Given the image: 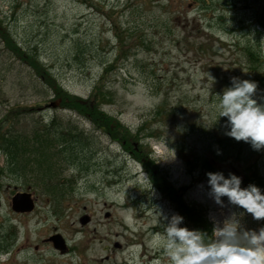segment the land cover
<instances>
[{"label": "rangeland", "instance_id": "374dc122", "mask_svg": "<svg viewBox=\"0 0 264 264\" xmlns=\"http://www.w3.org/2000/svg\"><path fill=\"white\" fill-rule=\"evenodd\" d=\"M259 1L0 0L4 128L22 134L52 122L42 149L48 172L37 163L10 172L0 149V264H171L157 241L164 231L157 216L181 212L153 178L166 181L180 205L202 213L211 231L214 220L241 211L226 197L223 206L213 201L206 173L231 171L244 186L247 163L239 152L255 149L243 140L237 154L223 149L226 117L214 122L216 93L230 77L256 72L245 48L249 41L260 46L252 22L263 11ZM208 73L215 77L210 90ZM55 84L70 100L96 104L109 121L99 124L63 104ZM256 95L264 99V84ZM170 148L175 156L163 159ZM262 155L264 148L248 163L264 179ZM24 191L34 207L17 213L10 199ZM182 223L201 230L184 217ZM242 223L258 228L264 219L245 213ZM202 228L208 233L207 224ZM55 233L66 243L63 252L46 240Z\"/></svg>", "mask_w": 264, "mask_h": 264}, {"label": "clouds", "instance_id": "9594fccd", "mask_svg": "<svg viewBox=\"0 0 264 264\" xmlns=\"http://www.w3.org/2000/svg\"><path fill=\"white\" fill-rule=\"evenodd\" d=\"M208 79L210 90L215 77L208 73ZM256 91L255 80L230 77V84L216 93L214 122L226 117V135L260 150L264 148V99L258 102ZM164 144L167 147L165 140ZM174 156L171 149V154L163 159ZM206 176L213 201L223 206L222 197H226L229 204L241 211H231L222 220H214L211 235L184 225L179 213L158 212L157 221L164 231L158 234L157 241L166 249L171 264H264V226L251 228L242 223L245 213L256 220L264 219V190L254 183L241 186V177L231 171L227 175L208 171Z\"/></svg>", "mask_w": 264, "mask_h": 264}, {"label": "trees", "instance_id": "16d2710c", "mask_svg": "<svg viewBox=\"0 0 264 264\" xmlns=\"http://www.w3.org/2000/svg\"><path fill=\"white\" fill-rule=\"evenodd\" d=\"M262 3L259 7L263 11H258L255 14V18L252 21L254 24L256 23L257 31L260 34V46L258 49H254L251 41L248 42L247 47L245 48V55L248 60L256 66V72L254 73L253 78H249L252 80H259L257 84H264V74L259 71V67H261L264 72V0H260ZM258 7H254V10H257ZM29 63L35 68L39 67L36 59L29 60ZM260 65V66H258ZM32 67V68H33ZM38 72V71H37ZM40 73V72H39ZM46 80H48L46 78ZM50 83V81L48 80ZM51 85V84H50ZM52 87V86H51ZM54 94L57 97L62 99L63 104H71L72 107L77 106L81 110H83L84 114H88L92 120L98 122L99 124H103L109 121V116L106 115L103 111L99 110L96 104H90V102H76L75 100H70V98L65 95V91L62 89L60 84L53 86ZM103 100V98H101ZM101 100V101H102ZM70 105V106H71ZM78 109V110H80ZM7 119L0 118V149L4 151V154L7 157V166H9L8 170L10 172H14L20 174L29 163L38 164L43 168L44 171L48 172L49 166V153L42 152V149L45 147L46 143L52 137L50 133V125H44L42 129H32V131H27L26 133L20 134L18 131L13 130L11 128H4L3 122ZM123 133L126 132V129H123ZM31 133V134H30ZM227 140L225 141V145L222 146L223 149L226 147L227 150H231L232 153L237 154V140L231 136H226ZM62 145V143H60ZM122 145H128L131 149H134L133 144L125 141L121 143ZM249 149V148H248ZM39 153V154H38ZM252 154H257V150L249 149L248 155L239 152V158L247 163V171L242 179L244 186L249 183H254L261 187L264 190V179L260 175V171L257 166H252V163H248V160L251 158ZM250 157V158H249ZM264 160V155L260 156ZM255 158V157H253ZM203 165L205 168L212 167V164L208 160H204ZM188 168L194 170L195 167L188 164ZM50 168V167H49ZM151 172V170H150ZM152 173V172H151ZM156 180V181H154ZM152 182H154L160 191L167 195V197L176 204V207L180 210L181 215L185 220L191 222L194 227H200L203 230L202 226L204 224L208 225V234L211 235V223L209 221H202L204 216L202 213L197 210H192L184 205H180L178 200L175 197L172 187L166 182H159L158 179L153 178ZM164 186H162V185ZM48 191L50 188L47 189Z\"/></svg>", "mask_w": 264, "mask_h": 264}, {"label": "water", "instance_id": "95a60500", "mask_svg": "<svg viewBox=\"0 0 264 264\" xmlns=\"http://www.w3.org/2000/svg\"><path fill=\"white\" fill-rule=\"evenodd\" d=\"M33 207V201L30 197V193L27 192H17L11 198V208L17 212L30 211ZM87 216H83L80 219L81 223L87 221ZM48 239L53 243V246L60 251L65 249V243L62 237L59 234H53Z\"/></svg>", "mask_w": 264, "mask_h": 264}]
</instances>
